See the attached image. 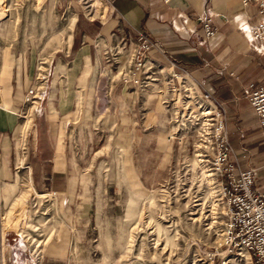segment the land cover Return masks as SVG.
I'll list each match as a JSON object with an SVG mask.
<instances>
[{
    "label": "rangeland",
    "instance_id": "obj_1",
    "mask_svg": "<svg viewBox=\"0 0 264 264\" xmlns=\"http://www.w3.org/2000/svg\"><path fill=\"white\" fill-rule=\"evenodd\" d=\"M4 2L0 66L27 56L40 62L34 84L38 96L25 110L28 123L33 118L28 111L41 107L47 93V58L67 46L73 19L78 18L77 28L92 22L99 32L110 13L105 0ZM123 40L99 49V60L81 80L78 112L91 118L84 122L88 132L108 131L113 123L108 114L116 107L113 98L122 80L117 51ZM97 43L100 48V39ZM110 49L113 58L107 57ZM182 94L167 91L172 126L138 128L144 132L134 135L133 148L119 124L109 136L99 135L101 145L80 154L85 160L79 170L82 184L72 187L69 196L37 185L22 156L14 180L0 184V236L21 237L35 258L55 242L71 247L67 264H250L245 251L228 255L222 247L225 205L218 184L209 179L202 124L183 110ZM227 126L229 136L238 130L235 122ZM260 168L256 187L264 192V157Z\"/></svg>",
    "mask_w": 264,
    "mask_h": 264
},
{
    "label": "crops",
    "instance_id": "obj_2",
    "mask_svg": "<svg viewBox=\"0 0 264 264\" xmlns=\"http://www.w3.org/2000/svg\"><path fill=\"white\" fill-rule=\"evenodd\" d=\"M260 1L252 0L244 7L241 0H172L169 4L162 0H105L110 14L101 30L96 32L92 22L77 28L75 17L67 46L47 58V93L39 101L41 107L28 111L33 117L28 123L26 97L40 75V62L27 56L13 65L0 66V184L14 180L23 156L37 185L58 188L55 192L69 196L72 187L82 184L79 170L85 160L80 154L93 151L95 144L100 146L99 135L109 136L119 124L117 129L128 135L133 148L134 135L144 132L138 128L172 126L165 103L167 85L159 73L144 91L137 85L118 84L108 131L88 132L84 122L91 118L78 112V89L86 68L99 60L98 50L101 53L106 46L118 45L121 38L134 40L141 33L157 44L158 49L150 53L155 70L171 63L186 69L198 83L200 94L208 92L225 106L227 122L237 125L229 140L240 156L241 168L247 170L253 164L261 171L264 133L244 95L246 87L264 86V51L249 35L252 25L264 22ZM209 10L217 15L218 35L213 39H206L197 22ZM90 135L91 141L87 140ZM70 248L55 242L48 253L35 258L21 237L2 235L0 264H67Z\"/></svg>",
    "mask_w": 264,
    "mask_h": 264
},
{
    "label": "built area",
    "instance_id": "obj_3",
    "mask_svg": "<svg viewBox=\"0 0 264 264\" xmlns=\"http://www.w3.org/2000/svg\"><path fill=\"white\" fill-rule=\"evenodd\" d=\"M162 1L169 4L172 0ZM251 1L241 0L244 7H248ZM4 8L5 2L0 0V21ZM259 8L261 14H264V0L259 2ZM216 17L212 10L207 15L197 17L206 39H213L218 35L214 25ZM249 35L264 51V22L252 25ZM123 41L120 51H117L121 55V83L137 85L140 91H144L149 83L156 82V74L159 73L167 85V91L173 95L183 93V110H189L191 119L202 124L200 138L206 144V155L212 172L210 175L215 184H218L220 199L225 205L222 235L225 253L229 255L245 251L250 257V264H264V192L256 187V168L244 170L240 166L229 140L225 106L208 92L200 94L198 83L186 69L171 63L155 70L150 53L158 47L147 35L141 33L134 40ZM106 53L110 54L107 55L108 58H113V49ZM38 92L36 85L31 87L26 102L33 103ZM244 95L256 111L264 133V86L259 89H254L253 85L246 87ZM171 100L168 98L165 103L168 104Z\"/></svg>",
    "mask_w": 264,
    "mask_h": 264
},
{
    "label": "bare ground",
    "instance_id": "obj_4",
    "mask_svg": "<svg viewBox=\"0 0 264 264\" xmlns=\"http://www.w3.org/2000/svg\"><path fill=\"white\" fill-rule=\"evenodd\" d=\"M209 179H210V181H211V180H213V179H211V176H210V178H209ZM249 259H250V258H249ZM249 259H248V260H249ZM248 263H249V262H248Z\"/></svg>",
    "mask_w": 264,
    "mask_h": 264
}]
</instances>
